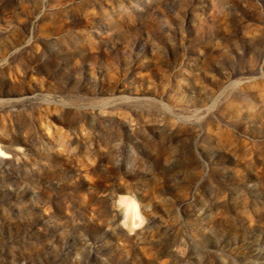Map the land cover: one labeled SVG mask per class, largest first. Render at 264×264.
Returning a JSON list of instances; mask_svg holds the SVG:
<instances>
[{"label":"rangeland","instance_id":"rangeland-1","mask_svg":"<svg viewBox=\"0 0 264 264\" xmlns=\"http://www.w3.org/2000/svg\"><path fill=\"white\" fill-rule=\"evenodd\" d=\"M0 149V264H264V0H0Z\"/></svg>","mask_w":264,"mask_h":264},{"label":"bare ground","instance_id":"bare-ground-1","mask_svg":"<svg viewBox=\"0 0 264 264\" xmlns=\"http://www.w3.org/2000/svg\"><path fill=\"white\" fill-rule=\"evenodd\" d=\"M3 151L0 149V156L3 155ZM125 203V215L126 217L135 218L138 216L136 206L130 202L126 201Z\"/></svg>","mask_w":264,"mask_h":264}]
</instances>
